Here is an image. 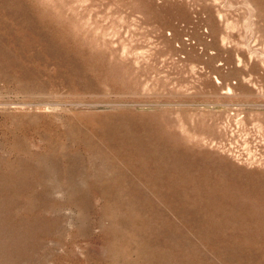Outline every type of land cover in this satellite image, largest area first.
<instances>
[{
    "label": "rangeland",
    "instance_id": "1",
    "mask_svg": "<svg viewBox=\"0 0 264 264\" xmlns=\"http://www.w3.org/2000/svg\"><path fill=\"white\" fill-rule=\"evenodd\" d=\"M0 264H264V0H0Z\"/></svg>",
    "mask_w": 264,
    "mask_h": 264
}]
</instances>
